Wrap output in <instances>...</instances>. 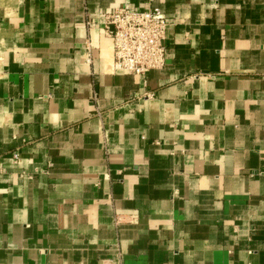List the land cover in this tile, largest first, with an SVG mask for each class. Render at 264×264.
Masks as SVG:
<instances>
[{"label": "crops", "instance_id": "crops-1", "mask_svg": "<svg viewBox=\"0 0 264 264\" xmlns=\"http://www.w3.org/2000/svg\"><path fill=\"white\" fill-rule=\"evenodd\" d=\"M123 5L167 18L146 85ZM0 264H264V0H0Z\"/></svg>", "mask_w": 264, "mask_h": 264}, {"label": "built area", "instance_id": "built-area-1", "mask_svg": "<svg viewBox=\"0 0 264 264\" xmlns=\"http://www.w3.org/2000/svg\"><path fill=\"white\" fill-rule=\"evenodd\" d=\"M167 25L158 8L141 11L123 5L106 15L104 27L113 40L114 70L142 77L146 85L152 71L165 67Z\"/></svg>", "mask_w": 264, "mask_h": 264}]
</instances>
